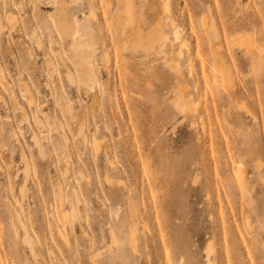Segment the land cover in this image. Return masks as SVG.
<instances>
[{
    "label": "rangeland",
    "instance_id": "1",
    "mask_svg": "<svg viewBox=\"0 0 264 264\" xmlns=\"http://www.w3.org/2000/svg\"><path fill=\"white\" fill-rule=\"evenodd\" d=\"M57 1L0 0V264H264V0Z\"/></svg>",
    "mask_w": 264,
    "mask_h": 264
},
{
    "label": "bare ground",
    "instance_id": "2",
    "mask_svg": "<svg viewBox=\"0 0 264 264\" xmlns=\"http://www.w3.org/2000/svg\"><path fill=\"white\" fill-rule=\"evenodd\" d=\"M59 1V0H58ZM57 1V2H58ZM60 2V1H59ZM63 2V1H62ZM55 4H59V3H55ZM54 4V5H55ZM61 7V5H58ZM59 10V9H58ZM62 14V13H61ZM55 15V14H54ZM58 15V14H57ZM66 18V17H65ZM66 20V19H64ZM63 18L61 17V15H58L56 17V24L57 28L63 32L62 34H66L68 31V28L66 27V23L64 22ZM68 23V22H67ZM70 25V24H68ZM1 26V25H0ZM137 27V26H136ZM134 29L135 34H136V40H137V44L142 47L144 49V51H146L147 49H150V51H153L155 46L158 47L159 51H162V36L161 33L159 31V29L157 27L152 28L148 33H144V31L142 32L140 29L136 28ZM57 29V30H58ZM75 30V29H74ZM61 32H59L61 34ZM69 38V37H68ZM76 40V39H75ZM79 43V41H78ZM75 44V43H73ZM82 44V43H81ZM79 45V44H78ZM76 46V45H75ZM81 46V45H80ZM91 46V45H90ZM79 48V46L77 47V49ZM84 49V48H83ZM88 50H89V45H88ZM87 51V50H86ZM76 56V55H75ZM77 57V56H76ZM79 66H78V76H79V81L81 82V84L84 86L86 85L87 81L92 80L94 82H97L96 84H98V77L97 74L95 73V71L93 70V67L87 62V60L89 59V56L84 53L83 51L79 54ZM87 86V85H86ZM88 87V86H87ZM91 88V87H90ZM88 89V88H87ZM184 100V99H183ZM185 105V103H184ZM184 105H181V108L184 109ZM186 106V105H185ZM96 143V142H95ZM239 173H241L239 171ZM244 182V181H243ZM65 217V216H64ZM65 219V218H64ZM210 262V261H209Z\"/></svg>",
    "mask_w": 264,
    "mask_h": 264
}]
</instances>
